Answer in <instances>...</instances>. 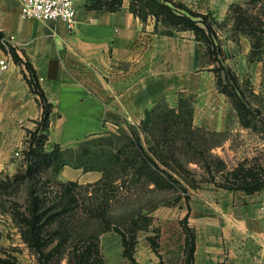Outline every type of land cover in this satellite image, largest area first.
Masks as SVG:
<instances>
[{"label":"crops","instance_id":"1","mask_svg":"<svg viewBox=\"0 0 264 264\" xmlns=\"http://www.w3.org/2000/svg\"><path fill=\"white\" fill-rule=\"evenodd\" d=\"M182 1L223 18L236 0ZM86 3L76 0L77 23L70 30L60 19L23 17L20 0H0V49L12 52L14 47L20 58L31 60L54 104L46 149L55 143L75 145L112 125L139 123L147 108L159 102L177 106L182 95L193 99L196 119L224 124V94L205 44L192 30L155 31V17L142 20L130 9V0L116 10ZM27 72L25 63L13 58L0 77V170L11 169L26 129L42 113ZM87 172L69 164L61 169L62 177L73 180ZM185 217L195 232L193 264H264V187L193 193L184 205L162 214L156 246L149 234L137 239V264H182ZM115 250L110 264H121L123 243Z\"/></svg>","mask_w":264,"mask_h":264},{"label":"rangeland","instance_id":"2","mask_svg":"<svg viewBox=\"0 0 264 264\" xmlns=\"http://www.w3.org/2000/svg\"><path fill=\"white\" fill-rule=\"evenodd\" d=\"M235 2L247 19L244 28L248 30L242 31L234 19L224 24L220 31L223 51L210 64V69L217 68L212 70L219 90L218 79L223 84L231 82L225 70L219 68L220 64L231 67L239 75L240 84L234 85L233 90L251 107L246 119L240 117L233 98L222 90L227 105L224 124H218L219 127L204 117L196 119L194 102L189 98L188 104L193 107L190 135L185 128L177 136L171 134V140L166 143L156 128L142 131L146 153L132 157L127 168L115 165L111 179L104 181H100L103 176L97 177V169H83L88 171V176L77 178L79 184L69 194L64 192V182L71 179L62 177L61 170L56 172L52 166L41 169L35 177L26 175L25 152L32 129L27 128L23 144L18 148L20 154L14 152L11 169L0 170L1 180L11 179L8 189L0 192V244L7 256L16 257L22 264H68L75 245L86 247L89 242H82L91 237L94 238L91 256L100 258L97 264H110L116 246L123 243L124 233L129 239L135 235L136 241L149 234L148 239L155 244L162 214L184 205L193 193L219 187L240 188L238 178L243 176L249 179L255 176V181L264 184V0ZM167 104L163 103L162 108L166 110ZM139 124L112 125L105 132L115 140L122 138L120 143H129L128 135ZM179 128L183 129L182 122ZM128 145L131 148L124 154L126 160L130 149L135 150ZM147 154L156 163L147 159ZM32 194L46 198L45 204L62 195L74 199L73 210L64 217L71 236L47 258L40 259L39 253L24 240L22 222L15 215L17 210L28 208ZM56 242L57 239L46 251ZM121 264H131L130 259L126 256Z\"/></svg>","mask_w":264,"mask_h":264},{"label":"trees","instance_id":"3","mask_svg":"<svg viewBox=\"0 0 264 264\" xmlns=\"http://www.w3.org/2000/svg\"><path fill=\"white\" fill-rule=\"evenodd\" d=\"M123 3L124 0H87L86 5L89 8L116 10L122 7ZM130 9L142 20H147L150 15H153L156 19L155 31L174 34L177 30L181 29L192 30L195 38L205 44L209 64L214 63L223 51L220 31L224 24L234 19L236 26L243 28L242 31L248 30V28H244L247 19L236 2L230 5L227 15L223 18L216 16L212 11L204 12L193 8L182 0H130ZM3 36L4 33L0 30V43ZM12 53L16 61L25 63L28 71L26 73L28 82L42 106V113L37 120V125L29 129V145L25 152L27 160L26 175L29 177L37 176L43 168L52 166L56 172H59L64 165L70 164L75 167H81L84 170H101L103 177L100 181H104L111 179L110 175L115 172V165L121 164L124 168H127L128 164L133 160L132 157L146 153L141 134L142 131L149 132L148 130L156 128V131L163 134L162 142L166 143H169L171 140V134L177 136L185 128H188L185 131L187 135H190L192 131L193 107L188 104L191 96L182 95L177 106L167 104L168 106L165 110L162 108L165 102H159L147 108L144 118H142L140 124L137 126L138 128L133 127L132 134H129L130 136L128 135L129 143H120V139L122 138L119 137L120 139L115 140L114 137L109 136L110 134L108 132L103 131L89 135L75 145L64 146L61 143H55L51 149H46L45 143L48 139L50 129V114L54 104L49 100L45 90L41 86L39 76L31 60L29 58H20L16 54L14 47H12ZM219 68L225 70L227 78L231 81L223 84L221 78L218 79L220 90L226 92L233 98L240 117L246 119L249 113H251V107L233 90L234 85L240 84L239 75L225 64H220ZM212 69L217 68L213 66ZM181 122L183 123V129H178ZM157 142L161 145L160 138H157ZM128 144H131L135 150L130 149L131 152L127 156L129 158L126 160L124 154L127 148L130 147ZM146 157L156 163L149 154ZM17 177L18 175L16 174L15 178ZM238 181L241 186L240 188L248 192L264 187V184L255 181V176L251 179L243 176L242 178H238ZM254 181L255 183H253ZM10 182L11 179L8 177L3 180L0 179V192L7 190L11 184ZM78 184V180L73 179L64 182L66 186L65 194H69L73 187ZM34 192L36 190H32V193ZM50 201V203L45 204L46 198L40 196V194L35 196L32 194L28 208L23 211L17 210L15 213L19 221L22 222V237L28 245L39 253L40 259L43 257L47 258L53 253V250L63 246L71 236V231L66 226L64 217L73 210L74 199L71 195H62L60 198L50 199ZM53 224L54 227L51 228ZM183 225L186 231V246L182 264H193L196 248L195 232L187 223L186 217L183 219ZM131 237L132 239H129L125 233L123 234V253L130 259L131 264H137L134 256L135 243L137 242L135 239L136 236L132 235ZM56 239L57 242L53 248L46 251L47 246ZM93 239L91 237L86 240L84 239L82 243L89 242L86 247L83 244L75 245L76 249L69 258L68 264L96 263V260L100 258L95 259V257L91 256L92 249L90 248ZM156 245L155 242L154 246ZM2 247L0 244V264H22L16 257L7 256L3 252Z\"/></svg>","mask_w":264,"mask_h":264},{"label":"built area","instance_id":"4","mask_svg":"<svg viewBox=\"0 0 264 264\" xmlns=\"http://www.w3.org/2000/svg\"><path fill=\"white\" fill-rule=\"evenodd\" d=\"M23 17H37L41 19H60L72 30L77 23L76 0H20ZM5 40V38H3ZM13 53L0 49V77L13 61ZM20 154L19 150L15 151Z\"/></svg>","mask_w":264,"mask_h":264}]
</instances>
